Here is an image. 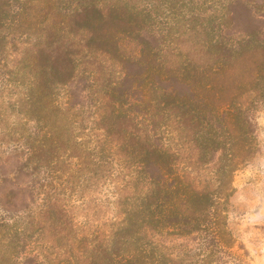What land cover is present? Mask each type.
Listing matches in <instances>:
<instances>
[{"label": "rangeland", "instance_id": "374dc122", "mask_svg": "<svg viewBox=\"0 0 264 264\" xmlns=\"http://www.w3.org/2000/svg\"><path fill=\"white\" fill-rule=\"evenodd\" d=\"M233 42L244 46L231 57ZM235 105L256 147L233 178L225 264H264V0H0V218L28 227L0 264L94 262L140 190L134 148L166 149L202 187L213 161L191 116ZM39 143L41 182L57 180L35 212L19 163Z\"/></svg>", "mask_w": 264, "mask_h": 264}, {"label": "trees", "instance_id": "16d2710c", "mask_svg": "<svg viewBox=\"0 0 264 264\" xmlns=\"http://www.w3.org/2000/svg\"><path fill=\"white\" fill-rule=\"evenodd\" d=\"M243 44L233 42L230 56L237 54ZM68 64L67 73L71 77L73 60ZM55 105L59 111L58 103ZM194 114L191 120L195 119L201 127L195 140L203 165L210 166L212 156L211 178L198 187L199 183L180 174L166 149L147 140L146 146L140 145L141 149L135 147L133 155L138 160L135 173L140 175V190L125 200L110 238L89 258L95 259L94 262L86 264H225L226 260H236V241L228 228L227 207L235 191L234 175L255 151L254 125L239 105L209 111L206 116ZM43 150L41 143L23 150L19 163V172L33 174L34 180L22 186L28 189L35 212L50 208L52 199L46 189H54L57 180L51 177L50 186L41 182L46 173L40 158ZM50 167L57 173L58 163ZM69 167L72 169L73 165ZM75 170L80 173V166ZM26 219L0 218L3 255L15 256L16 242L27 241ZM81 253L88 254L85 249ZM101 254L105 255L103 259L99 258Z\"/></svg>", "mask_w": 264, "mask_h": 264}]
</instances>
